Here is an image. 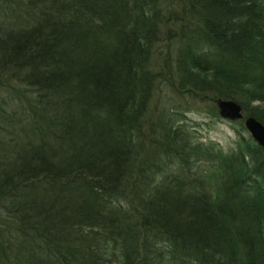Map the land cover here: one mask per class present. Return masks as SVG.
Masks as SVG:
<instances>
[{"label":"trees","instance_id":"trees-1","mask_svg":"<svg viewBox=\"0 0 264 264\" xmlns=\"http://www.w3.org/2000/svg\"><path fill=\"white\" fill-rule=\"evenodd\" d=\"M56 13L106 25L101 129L58 140L49 181L0 215V264H264V147L244 119L226 152L187 117L232 99L264 123V0H0V26ZM9 100L36 117L0 71Z\"/></svg>","mask_w":264,"mask_h":264},{"label":"rangeland","instance_id":"rangeland-1","mask_svg":"<svg viewBox=\"0 0 264 264\" xmlns=\"http://www.w3.org/2000/svg\"><path fill=\"white\" fill-rule=\"evenodd\" d=\"M105 30L86 13L47 14L19 26H0V71L29 87L38 105L36 117L21 115L11 100L0 113V215L16 213L37 184L49 181L56 171L52 157L58 140L100 132L94 104L105 90ZM187 117L202 141H217L226 152L234 147L237 133L230 122L194 111ZM48 123L54 128L50 138L43 132Z\"/></svg>","mask_w":264,"mask_h":264},{"label":"water","instance_id":"water-1","mask_svg":"<svg viewBox=\"0 0 264 264\" xmlns=\"http://www.w3.org/2000/svg\"><path fill=\"white\" fill-rule=\"evenodd\" d=\"M217 106L221 117L228 121H239L244 119V124L254 140L264 147V123L254 116H244L243 106L232 99H219Z\"/></svg>","mask_w":264,"mask_h":264}]
</instances>
